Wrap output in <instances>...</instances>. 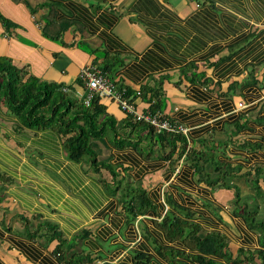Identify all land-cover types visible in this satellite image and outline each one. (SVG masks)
Masks as SVG:
<instances>
[{
	"label": "crops",
	"instance_id": "crops-1",
	"mask_svg": "<svg viewBox=\"0 0 264 264\" xmlns=\"http://www.w3.org/2000/svg\"><path fill=\"white\" fill-rule=\"evenodd\" d=\"M41 2L55 5V20L64 22L58 41L43 34ZM29 4L35 14L24 0H0V15L11 24L6 29L0 20V57L69 87L81 101V71L105 70L117 87L132 91L138 112L160 104L155 113L186 130L188 149L204 166L195 171L193 156L178 157L179 148L167 158L169 149L146 139L144 130L132 140L139 148L118 147L112 133L94 141L98 160L115 172L97 171L68 158L59 132L25 127L0 104V264H72L83 255L93 264H134L138 253L149 255V264H172L160 248L173 249L178 262L197 264L191 259L197 249L158 228L166 214L195 223L201 236H225L233 259L243 261L237 264L245 263L240 250H264L244 212L258 207L256 221L264 222V200L254 188L258 182L264 194V0ZM190 65L205 77H184ZM150 88L159 90L158 100ZM101 103L117 127L125 126L115 101ZM199 179L225 180L232 188ZM127 207L151 208L134 218Z\"/></svg>",
	"mask_w": 264,
	"mask_h": 264
},
{
	"label": "trees",
	"instance_id": "trees-1",
	"mask_svg": "<svg viewBox=\"0 0 264 264\" xmlns=\"http://www.w3.org/2000/svg\"><path fill=\"white\" fill-rule=\"evenodd\" d=\"M24 3L30 7L33 14L37 10H46L42 17L45 25L42 28L45 37L52 40H60L64 33V22L55 20V5L47 3H39L37 8H33L29 4V0ZM6 29L10 28V22L0 15ZM50 31H56L55 36L50 35ZM106 75L105 70H102ZM184 77L189 74L193 79H202L205 77L203 73H197V67L190 65L185 71H182ZM107 76V75H106ZM108 77V76H107ZM196 81V80H194ZM207 80L205 79L204 82ZM79 83H82L80 80ZM68 89V91H66ZM70 88L61 84L42 81L34 76L28 75L24 68H18L8 57H0V104L8 107L17 117L19 122L29 128L52 129L59 132L64 137V149L68 158L74 161L85 160L89 158L90 165L94 170L107 169L114 174V169L107 163L98 160V155L94 150V141L102 139L113 134L119 140L114 142L118 147H122L127 143L134 144L139 148V143L132 140L134 138L141 139L140 135L147 130L146 139L153 143H160L165 149H169L167 158H172L178 149V157L185 154L186 161H190V165L195 171L201 172L203 164L200 162L199 153L194 149H188V143L183 133L164 132L157 133L152 127L144 122L135 121L132 117L127 116L125 126L117 127L115 119L108 115L106 107L101 103V99L96 97L91 105L86 107L81 100L69 92ZM151 96L158 100L159 90L149 89ZM146 93L140 92L143 97ZM126 97L131 98L133 93L127 89ZM139 95V96H140ZM132 101V100H131ZM133 102V101H132ZM158 102V101H157ZM160 104L153 103L150 113L154 114L159 110ZM165 117V116H164ZM129 131V133H127ZM122 133V135H120ZM137 135V136H135ZM128 141V142H127ZM217 163V162H216ZM215 163V164H216ZM216 167L222 168L220 164ZM199 182L212 184L214 187L232 188L225 180L208 181L199 179ZM254 188L257 191L256 197L264 200V194L259 189L256 182ZM237 198V197H236ZM248 207V204H245ZM130 214L136 218L139 214L143 215L151 207H127ZM246 219L250 227L260 233L262 246L264 247V222H254L256 211L244 210ZM186 215L191 216L190 212ZM166 238L169 240L181 239L188 246L197 249L198 255L191 256V259L197 264H222L220 261H227L230 264L243 262L240 258L233 259L232 253L229 251L228 239L219 233H210L204 236L199 235V227L189 220L175 218L166 214L163 219L157 223ZM160 251L168 258L172 264H183L178 262L177 255L173 249L160 248ZM249 254L248 257L246 254ZM239 257L245 256L246 264H253L255 258L260 260V264H264V250H258L250 253L245 250L238 252ZM151 257L147 254L138 253L134 257V264H149ZM72 264H93V260L88 255L75 258ZM112 264V263H105Z\"/></svg>",
	"mask_w": 264,
	"mask_h": 264
},
{
	"label": "built area",
	"instance_id": "built-area-1",
	"mask_svg": "<svg viewBox=\"0 0 264 264\" xmlns=\"http://www.w3.org/2000/svg\"><path fill=\"white\" fill-rule=\"evenodd\" d=\"M80 80L86 89L82 98V102L86 107H89L96 97L113 100L126 115L132 117L135 121L148 124L157 133H186L182 126L175 124L161 114L138 112L136 105L125 95L127 89L125 87H117L116 83L109 79L100 68L93 65L84 68L80 73ZM139 95L140 92H137V96ZM243 106V103L239 104V107Z\"/></svg>",
	"mask_w": 264,
	"mask_h": 264
},
{
	"label": "rangeland",
	"instance_id": "rangeland-1",
	"mask_svg": "<svg viewBox=\"0 0 264 264\" xmlns=\"http://www.w3.org/2000/svg\"><path fill=\"white\" fill-rule=\"evenodd\" d=\"M89 158H85V163H86V165L87 164H89ZM256 205L258 206V203H256ZM256 209H258V207H252L251 209H250V211L252 212L253 210H256ZM257 212V211H256ZM247 216V215H246ZM256 219H257V217H255V221L254 222H257L256 221ZM259 219V218H258ZM245 264V263H244Z\"/></svg>",
	"mask_w": 264,
	"mask_h": 264
},
{
	"label": "bare ground",
	"instance_id": "bare-ground-1",
	"mask_svg": "<svg viewBox=\"0 0 264 264\" xmlns=\"http://www.w3.org/2000/svg\"><path fill=\"white\" fill-rule=\"evenodd\" d=\"M143 254V253H142Z\"/></svg>",
	"mask_w": 264,
	"mask_h": 264
}]
</instances>
